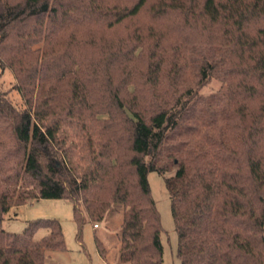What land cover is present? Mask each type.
Returning <instances> with one entry per match:
<instances>
[{"label":"trees","instance_id":"obj_1","mask_svg":"<svg viewBox=\"0 0 264 264\" xmlns=\"http://www.w3.org/2000/svg\"><path fill=\"white\" fill-rule=\"evenodd\" d=\"M0 63L24 100L0 88V264L67 249L56 220L3 228L13 206L37 199L73 202L80 238L85 215L96 225L124 205L121 261L164 264L148 176L173 168L180 264H264V0H0ZM194 66L201 83L227 82L225 106L196 111ZM98 115L109 125L80 147L82 167L60 125Z\"/></svg>","mask_w":264,"mask_h":264},{"label":"rangeland","instance_id":"obj_2","mask_svg":"<svg viewBox=\"0 0 264 264\" xmlns=\"http://www.w3.org/2000/svg\"><path fill=\"white\" fill-rule=\"evenodd\" d=\"M221 49L220 45L215 46ZM89 50L86 40H81L74 48V53L78 57H83ZM0 63V88L6 96L17 107H24V100L20 93L15 89L16 75L11 68H3ZM185 81L189 87L193 88L200 98L195 105L196 111L201 115L202 109H208L206 102L213 101L225 106V91L227 82L215 75L207 79L204 83L200 82L195 66L190 68L185 76ZM105 88H99L98 96L105 95ZM186 91V88L179 90V95ZM65 91L62 88L57 90L56 102L63 104ZM103 100V99H102ZM85 115H87L85 113ZM109 116H104L103 121L98 115L97 120L90 117H84L79 120L67 119L60 125L63 139L66 141L69 153L74 156L75 163L85 167L88 160L85 154L80 151V147L92 139L97 142V134L107 123ZM116 150L112 157L117 156ZM176 168L171 169L165 175L158 172H150L148 179L151 188V195L156 202L160 213L162 228V242L164 246V264H180L177 257L178 232L175 219L172 213V202L170 193L166 187V177L174 176ZM124 185L128 187L127 176L122 177ZM124 205H115L107 217L98 222L99 227H95L94 222L90 221L85 215V222L79 237L80 228L74 218V204L67 199H37L30 200L26 204L13 206L10 211L4 215L3 228L7 232L22 234L28 224L34 221L56 220L62 225L67 249L64 251H48L45 264H129L123 263L120 259L122 224L124 219ZM49 234V230L41 229L35 235V240H40ZM100 245L105 249V255L102 254Z\"/></svg>","mask_w":264,"mask_h":264},{"label":"built area","instance_id":"obj_3","mask_svg":"<svg viewBox=\"0 0 264 264\" xmlns=\"http://www.w3.org/2000/svg\"><path fill=\"white\" fill-rule=\"evenodd\" d=\"M94 226H95L96 228H97V227H99V225H98V224H96V225H94Z\"/></svg>","mask_w":264,"mask_h":264}]
</instances>
